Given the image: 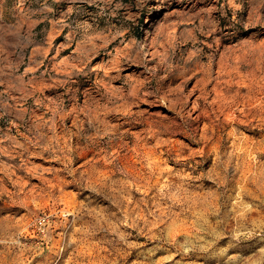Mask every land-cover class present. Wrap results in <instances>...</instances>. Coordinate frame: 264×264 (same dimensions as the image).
<instances>
[{
    "label": "rangeland",
    "instance_id": "obj_1",
    "mask_svg": "<svg viewBox=\"0 0 264 264\" xmlns=\"http://www.w3.org/2000/svg\"><path fill=\"white\" fill-rule=\"evenodd\" d=\"M0 264H264V0H0Z\"/></svg>",
    "mask_w": 264,
    "mask_h": 264
}]
</instances>
